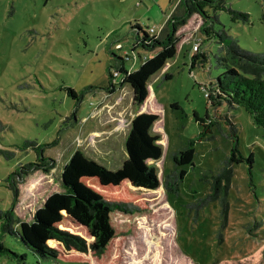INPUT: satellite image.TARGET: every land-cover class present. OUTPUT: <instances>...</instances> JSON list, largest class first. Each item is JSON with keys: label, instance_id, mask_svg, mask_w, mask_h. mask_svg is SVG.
I'll return each mask as SVG.
<instances>
[{"label": "rangeland", "instance_id": "rangeland-1", "mask_svg": "<svg viewBox=\"0 0 264 264\" xmlns=\"http://www.w3.org/2000/svg\"><path fill=\"white\" fill-rule=\"evenodd\" d=\"M178 2L0 0L1 211L12 202L7 177L37 162L25 142L42 146L43 155L55 163L50 172L38 171L18 184L15 215L30 222L45 199L61 191L59 176L75 150L116 170L127 156L131 120L143 112L158 115L153 133L162 146V157L154 163L160 192L132 188L146 203L145 211L134 218L112 217L114 240L102 259L81 258L88 264H264L263 132L241 108L209 106L206 93L222 69L214 63L215 41L203 44L208 61L191 65L193 47L203 38L199 16L177 32L176 56L149 80L141 107L133 106L131 89L120 87V79L114 82L115 93L106 90L109 71L120 65L118 58L132 57L124 66L134 71L145 57L140 47L133 50V28L160 33ZM227 5L248 14L249 21L233 23L220 12L215 30L223 25L242 48L263 53L264 0H227ZM166 74L171 79L164 80ZM66 88L77 93L79 103ZM194 114L206 123L208 115L215 123L211 135L194 142V168H187L178 186L170 183L166 189L165 176L175 167L172 154L202 131ZM230 125L236 127L237 138L231 136ZM234 146L243 161L228 167L229 177L221 169ZM63 227L82 231L68 222ZM0 242L17 255L0 253V264H81L42 259L1 231Z\"/></svg>", "mask_w": 264, "mask_h": 264}, {"label": "trees", "instance_id": "trees-1", "mask_svg": "<svg viewBox=\"0 0 264 264\" xmlns=\"http://www.w3.org/2000/svg\"><path fill=\"white\" fill-rule=\"evenodd\" d=\"M176 9L177 12L166 21L161 35L156 31L151 33V28H133L136 32L133 50L140 47L145 57L134 71L124 66L125 61H130L132 57L125 61L118 58L120 65L112 67L113 72L109 71L107 92L115 93L114 82L120 79V87L128 86L131 89L133 106L141 107L148 96L149 80L176 56L179 42L177 32L192 16L197 15L201 19L199 32L203 38L198 41L197 50L192 51L191 65L206 63L209 57L203 44L215 41L217 51L213 59L216 67L222 69V74L215 84H210L206 93L209 106L215 109L224 103L229 110L243 109L254 125L262 129L264 139V52L254 53L242 48L234 37L226 33L223 25L222 29L214 28V23L218 22L217 13H227L233 23L248 22V14L233 10L227 5V0H179ZM169 79L171 76L166 74L164 80ZM66 93L77 103L80 102L73 89L66 88ZM172 108L176 109L177 106L172 105ZM194 117L202 131L196 140L172 154L175 167L165 176L166 189H169L170 183L179 184L185 178L187 168L193 167L194 142H202L211 135L215 123L209 120L208 115V123L196 114ZM157 120L158 115L153 112H143L131 120L125 138L127 156L116 170H108L83 151L75 150L59 176L61 191L51 193L34 212L30 222L22 221L15 215L18 184L38 171L50 172L55 168V163L43 155L42 146L25 142V148H32L36 152L37 162L21 166L16 173L7 177L12 202L9 209L0 210L1 234L15 237L42 259L80 261L81 264H88L81 258L90 255L102 259L115 238L112 217L134 218L146 209V203L131 189L160 192V179L154 164L162 157V146L158 143L160 139L153 133ZM230 126L231 136L237 138L236 127ZM1 153L6 158L11 156ZM242 161L237 146H234L221 171L230 177L232 170L228 167ZM248 161L251 162V158ZM65 222L74 224L82 231L73 232L63 227ZM0 253L17 256L10 253L1 242Z\"/></svg>", "mask_w": 264, "mask_h": 264}, {"label": "built area", "instance_id": "built-area-1", "mask_svg": "<svg viewBox=\"0 0 264 264\" xmlns=\"http://www.w3.org/2000/svg\"><path fill=\"white\" fill-rule=\"evenodd\" d=\"M154 31H155L154 28H151L150 29V32L151 33H153ZM193 50H197V43H196V45H194Z\"/></svg>", "mask_w": 264, "mask_h": 264}]
</instances>
